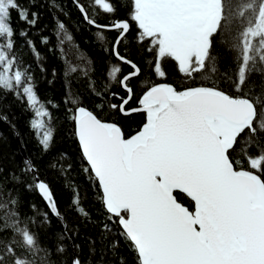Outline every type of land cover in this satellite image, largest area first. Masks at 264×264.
Masks as SVG:
<instances>
[{"label": "snow or ice", "instance_id": "obj_1", "mask_svg": "<svg viewBox=\"0 0 264 264\" xmlns=\"http://www.w3.org/2000/svg\"><path fill=\"white\" fill-rule=\"evenodd\" d=\"M37 2L0 0V100L11 93L31 111L29 130L42 154L54 146L55 113L63 107L82 171L96 189L100 219L91 218L77 193L69 207L100 236L84 237L89 256L82 260L79 225L64 219L40 167L31 158L16 163L14 155L6 167L0 155V264H92L96 243L109 237L107 251L124 247L131 253L124 264H264V88L258 102L250 95L257 85L249 83L259 75L264 85V0H93L105 14L103 23L81 0H72L89 26L113 35L108 47L98 49L105 62L89 81V95L72 91L81 69L68 61L65 95L46 102L17 47L22 39L46 72L29 36L39 22ZM58 11L68 15L63 7ZM13 14L26 27H14ZM52 35L59 37L54 30ZM65 39L73 37L65 34L58 45ZM41 43L60 51L50 36ZM217 45L234 53L233 74L219 70ZM137 53L151 76L142 77ZM169 62L178 82L167 79ZM0 122L16 135L8 115L0 114ZM19 186L36 192L47 211L30 203L31 214H22ZM53 218L61 231L45 245L40 229L50 228ZM107 251L101 249L97 264Z\"/></svg>", "mask_w": 264, "mask_h": 264}, {"label": "trees", "instance_id": "obj_2", "mask_svg": "<svg viewBox=\"0 0 264 264\" xmlns=\"http://www.w3.org/2000/svg\"><path fill=\"white\" fill-rule=\"evenodd\" d=\"M52 10H49L48 0H38L34 11L40 13L38 24L29 32L30 38L35 42V48L42 54L40 63L46 72H42L41 68L37 66L34 61V53L29 51V46L24 43L22 39L17 40V47L22 50L23 57L26 65H30L35 74V80L38 84V94L42 101L52 99L59 101L65 95V81L63 78V70L68 61L74 65H79L80 69L72 78V91L80 95H89V81L95 77H99L104 67V53L98 51L99 48L108 47L112 33H105L89 26L84 21L82 14L73 5L72 0H50ZM91 12L93 18H98L101 23L105 22V14L98 6H95L93 0H81ZM43 5V6H41ZM119 8V4L117 3ZM63 7L64 12L68 15L65 16L58 11V8ZM125 9L120 8L119 14L124 15ZM54 16L58 19L54 20ZM14 27L24 28V24L15 20L13 14ZM63 22L65 29L61 31L58 25ZM39 30V31H38ZM53 30L59 33V37L52 35ZM65 34L71 35L73 40L68 41L65 39L63 45H58V39L64 38ZM42 36H50L51 44L57 45L60 51H50L49 45H42ZM215 54L218 55V67L221 72L233 74L236 65L234 63V53L226 50L224 46L217 45ZM83 57L81 60L80 58ZM46 58V59H43ZM139 66L142 68V77L144 75L151 76L152 69L144 66L140 54L134 56ZM63 61V62H62ZM109 67L112 61H107ZM93 68L95 69L93 71ZM53 69L56 75H53ZM167 71V79L171 82H178L175 66L169 62L165 65ZM126 68L125 71H130ZM88 72L87 76L83 73ZM249 83H255L257 87L253 89L250 95L259 100L261 89L264 85L261 84V76L252 75ZM99 87V82L96 84ZM226 91H233L228 84H222ZM247 88V86H246ZM5 95V93H0ZM46 106H48L46 104ZM0 114L8 115L9 119L13 121L16 126V135L13 130L9 128L6 123L0 122V134L6 138L0 142V155L4 157L3 163L6 167H12V163L8 157L15 156L16 163H19L24 158L21 153V148L25 150L27 158H31L40 167L42 176L50 184L54 197L57 201L59 210L63 214L64 219L71 225H79L80 237L77 238V243L82 246L81 259L87 260L89 256L88 243L84 237L91 236L97 238L100 236V229L88 224L87 227L81 223V215L76 210L69 207L73 201V194L77 193L81 196L82 206L85 207L91 214V218L99 220L100 205L98 197L95 195L96 189L91 186L90 182L85 178L82 171L80 153L76 141L71 135L70 125L64 120L63 107L55 115L58 123L54 122V146L48 154H42L37 147L36 138L33 132L29 130V120L32 116L31 111H25L24 105L19 101L13 99L11 93H6V98L0 100ZM136 119H139L138 117ZM133 129L137 127L134 121H130ZM253 152L255 149L252 150ZM55 163L56 168L51 169L48 167L49 163ZM67 170V175L61 173V169ZM19 197L22 203L20 212L24 215H30L29 204L35 203L39 209L45 210L46 206L43 200L36 192L25 191L23 186H19ZM180 200L183 203H188L183 194L180 195ZM61 231L60 222L53 218L51 227L47 230L40 229V239L45 245H50L55 234ZM112 237L107 241L96 243V254L91 257L92 264H97L101 260V249L107 251V245L111 242ZM69 257L75 255L71 247L68 252ZM121 257L124 259L121 260ZM131 260V253L127 248L119 247L114 252L107 251L104 256L102 264H124V261Z\"/></svg>", "mask_w": 264, "mask_h": 264}, {"label": "water", "instance_id": "obj_3", "mask_svg": "<svg viewBox=\"0 0 264 264\" xmlns=\"http://www.w3.org/2000/svg\"><path fill=\"white\" fill-rule=\"evenodd\" d=\"M20 148H21V153H22L23 158L24 159L27 158L25 150L22 148V146H20Z\"/></svg>", "mask_w": 264, "mask_h": 264}]
</instances>
